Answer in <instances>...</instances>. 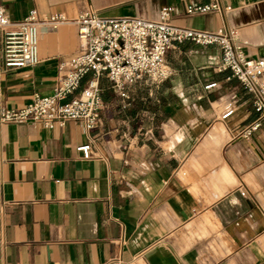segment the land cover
<instances>
[{"label": "crops", "instance_id": "1", "mask_svg": "<svg viewBox=\"0 0 264 264\" xmlns=\"http://www.w3.org/2000/svg\"><path fill=\"white\" fill-rule=\"evenodd\" d=\"M211 1L0 0L13 22L32 9L65 19L38 24L35 65L0 59V107L52 93L85 13L157 19L166 5L173 24L221 29L246 56H264V0L185 13ZM219 59L216 46L177 43L166 55L171 76L127 85V98L101 76L92 129L73 119L1 124L0 264H264V118ZM86 144L92 157L78 149Z\"/></svg>", "mask_w": 264, "mask_h": 264}, {"label": "built area", "instance_id": "2", "mask_svg": "<svg viewBox=\"0 0 264 264\" xmlns=\"http://www.w3.org/2000/svg\"><path fill=\"white\" fill-rule=\"evenodd\" d=\"M172 8L161 6L157 19L140 17H100L85 13L74 19L79 42L78 51L64 59L59 69L61 76L51 94L34 93L29 102L19 108L0 107V125L6 122H38L45 128L62 126L66 120L80 121L92 129L99 121L103 107L98 79L105 76L121 98H127L126 86L159 84L172 74L166 61L168 51L177 43L192 41L203 46H216L220 51L218 70H229L250 101L258 118H264V56H246L230 35L221 29L198 30L173 24ZM217 0L206 4H190L186 14L219 11ZM60 15L39 19L35 10L20 21L13 22L0 4V59L6 66L35 65L38 24L55 27L64 22ZM90 74L87 84L81 80ZM76 93L68 98L69 95ZM227 110L222 116H227ZM256 120L243 130L249 134L260 125ZM85 157H92L89 144L78 148Z\"/></svg>", "mask_w": 264, "mask_h": 264}]
</instances>
